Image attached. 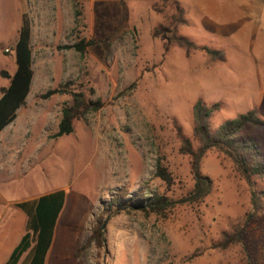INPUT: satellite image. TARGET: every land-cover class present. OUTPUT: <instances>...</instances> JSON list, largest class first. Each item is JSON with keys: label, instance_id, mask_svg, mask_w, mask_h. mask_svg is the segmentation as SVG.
Here are the masks:
<instances>
[{"label": "rangeland", "instance_id": "374dc122", "mask_svg": "<svg viewBox=\"0 0 264 264\" xmlns=\"http://www.w3.org/2000/svg\"><path fill=\"white\" fill-rule=\"evenodd\" d=\"M24 19L35 76L0 133V255L27 231L18 204L64 190L46 264H264V179L248 182L218 148L201 152L194 116L202 100L219 106L213 132L253 110L264 121V0H0V97L10 84L4 73L17 70ZM175 33L199 49L188 54L162 38ZM82 39L100 44L84 54L65 48ZM61 85L104 107L54 138L72 96L45 95ZM244 135L264 159V125ZM196 156L212 189L189 203ZM147 189L173 207L144 211L135 201ZM118 199L127 206L110 208ZM99 226L103 245L88 246Z\"/></svg>", "mask_w": 264, "mask_h": 264}, {"label": "trees", "instance_id": "16d2710c", "mask_svg": "<svg viewBox=\"0 0 264 264\" xmlns=\"http://www.w3.org/2000/svg\"><path fill=\"white\" fill-rule=\"evenodd\" d=\"M157 35V34H156ZM155 35V36H156ZM174 37L165 36L167 44H175L191 54L193 49H199L193 42L183 36ZM157 37V36H156ZM32 29L28 20L24 19L19 33V39L16 44V63L17 70L14 75L10 76L4 73L5 77L10 80L8 87L2 88L0 97V133L9 126L17 117L18 111L27 103L28 96L31 92L32 83L35 76L33 68V50L31 45ZM100 43L96 40L82 39L73 46L65 48H75L78 52L84 54L89 47L97 46ZM109 46V43H104ZM209 55L222 57L221 52H215L208 48H203ZM72 96V102L66 103L62 109V118L59 124V131L54 138H60L65 135H71L75 131V122L85 116L96 113L104 107V102L89 101L83 92H76L68 88V85L50 90L45 95L46 98L53 95ZM219 109L218 105L207 106L202 100H199L194 107V116L196 122L195 135L202 144L201 152L208 148H218L225 151L232 157L244 178L248 182L253 179H264V159L260 158V151L253 140H249L244 134L250 127H259L264 125V121L258 117L256 110L250 111L240 117L225 122L216 131L211 130L210 119ZM187 145L190 153H193ZM200 156L195 158L196 184L194 189L183 201L189 203L202 202L212 189L211 181L205 178L198 169ZM157 175L160 176L170 186L173 178L169 170L162 164L158 165ZM148 195L142 198L140 195L136 198V203L144 211L163 213L173 207L172 199L158 192L145 190ZM67 194L64 190L56 191L43 195L35 200L25 201L18 204L27 217V231L20 239L19 243L11 252L6 264H46L48 254L54 243L56 228L66 205ZM253 204L256 213L261 206V198L258 192L253 194ZM117 204L127 206L123 200H115L110 203L109 207ZM256 213L253 215L255 217ZM95 241L103 245V229L99 226L93 236L89 239L87 245H92Z\"/></svg>", "mask_w": 264, "mask_h": 264}, {"label": "crops", "instance_id": "0c3cea01", "mask_svg": "<svg viewBox=\"0 0 264 264\" xmlns=\"http://www.w3.org/2000/svg\"><path fill=\"white\" fill-rule=\"evenodd\" d=\"M13 249L12 250H9L7 252L6 251H3V253L0 255V264H6V262H7L8 258H9V256H10L11 252L13 251Z\"/></svg>", "mask_w": 264, "mask_h": 264}]
</instances>
